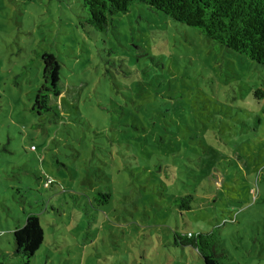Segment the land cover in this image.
<instances>
[{"label":"rangeland","instance_id":"374dc122","mask_svg":"<svg viewBox=\"0 0 264 264\" xmlns=\"http://www.w3.org/2000/svg\"><path fill=\"white\" fill-rule=\"evenodd\" d=\"M84 17L0 0V252L33 213L30 264H202L172 233L208 231L220 264H264V65L145 5L103 33ZM44 52L61 94L37 116Z\"/></svg>","mask_w":264,"mask_h":264},{"label":"trees","instance_id":"16d2710c","mask_svg":"<svg viewBox=\"0 0 264 264\" xmlns=\"http://www.w3.org/2000/svg\"><path fill=\"white\" fill-rule=\"evenodd\" d=\"M135 4L160 12L176 23L197 30L209 41L264 65V0H81L85 12L82 24L103 33L113 16L127 13ZM40 59L41 82L30 107V111L37 116L48 114L52 109L51 99L61 94L59 61L48 52L42 53ZM176 200L181 202L178 205L181 212L190 210L191 196ZM92 201L98 207L104 206L109 201V194L97 192ZM11 237L12 252H0V264H5L10 257L30 264L44 241L39 217L33 213L27 214L22 225L12 231ZM172 241L176 248L194 250L202 264H220V255L215 250L214 231L182 235L173 232Z\"/></svg>","mask_w":264,"mask_h":264},{"label":"built area","instance_id":"2783aa9c","mask_svg":"<svg viewBox=\"0 0 264 264\" xmlns=\"http://www.w3.org/2000/svg\"><path fill=\"white\" fill-rule=\"evenodd\" d=\"M50 182L51 180H46V182L44 183V186H47Z\"/></svg>","mask_w":264,"mask_h":264}]
</instances>
